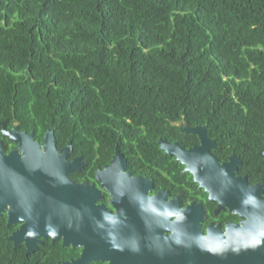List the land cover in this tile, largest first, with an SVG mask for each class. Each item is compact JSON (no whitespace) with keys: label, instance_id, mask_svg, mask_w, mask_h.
Masks as SVG:
<instances>
[{"label":"trees","instance_id":"1","mask_svg":"<svg viewBox=\"0 0 264 264\" xmlns=\"http://www.w3.org/2000/svg\"><path fill=\"white\" fill-rule=\"evenodd\" d=\"M180 118L233 151L264 148V0H0L7 129L41 142L52 127L58 149L89 158L124 135L158 146ZM11 228L0 216V264L74 255L49 238L13 248Z\"/></svg>","mask_w":264,"mask_h":264},{"label":"flooded vegetation","instance_id":"2","mask_svg":"<svg viewBox=\"0 0 264 264\" xmlns=\"http://www.w3.org/2000/svg\"><path fill=\"white\" fill-rule=\"evenodd\" d=\"M179 120L190 127L203 125L175 119L171 123L176 129L156 137L158 146L146 145L141 137L131 134L124 135L113 151L100 154L101 146L96 143L89 158L80 148L72 156L71 150L68 160L79 156L77 168L68 177L82 196L80 211L96 219L103 216L108 222V238L99 242L105 254L85 264H157L161 255L154 238L161 230L157 215L163 203L175 204L173 219L178 210L191 204L201 208L202 233L207 234L211 227L219 231L220 247L216 250L221 264H236L241 254L231 244L230 227L259 224L264 228V148L233 151L209 134L207 124L208 139L202 141L199 132L181 130L175 123ZM159 139L175 144L173 153H166ZM191 148L198 150L190 155L188 164L183 163L175 151ZM8 226L11 234L19 223ZM56 240L74 253L61 263L81 255L82 247L65 246L61 238Z\"/></svg>","mask_w":264,"mask_h":264},{"label":"water","instance_id":"3","mask_svg":"<svg viewBox=\"0 0 264 264\" xmlns=\"http://www.w3.org/2000/svg\"><path fill=\"white\" fill-rule=\"evenodd\" d=\"M175 123L186 132H199L202 141L208 139L206 124L190 127L183 125L181 120ZM0 126L1 134L16 144L15 148L5 152L0 140V216L6 214L7 225L19 223V227L7 236L13 248L23 242L25 252L31 253L42 238L49 237L52 241L61 238L65 246L82 247L78 258L62 264H85L103 256L105 247L100 243L108 238V222L103 216L96 219L80 211L78 203L82 196L68 177L77 168L79 160V156L68 160L71 142L58 149L52 127L44 132L40 142L33 138L32 131L20 130L18 123L7 129L6 121H1ZM158 142L166 153L176 149L175 144L162 139ZM210 145H214L213 140ZM196 150L175 152L183 163L188 164L190 155ZM261 154L264 156L263 152ZM209 159L213 160L212 157ZM174 207L172 202L163 203L157 215L161 225L154 238L161 255L157 264H221L216 250L220 247L219 231L211 227L207 234L202 233L201 208L191 204L178 210L173 219ZM229 230L231 244L241 251L236 264H264V228L261 225L230 227Z\"/></svg>","mask_w":264,"mask_h":264}]
</instances>
